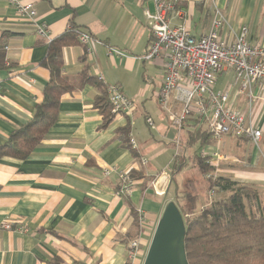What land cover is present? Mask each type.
<instances>
[{"label":"crops","instance_id":"obj_1","mask_svg":"<svg viewBox=\"0 0 264 264\" xmlns=\"http://www.w3.org/2000/svg\"><path fill=\"white\" fill-rule=\"evenodd\" d=\"M176 1L180 6L173 25L187 20L197 38L208 33L219 11L227 21L223 36L232 40L245 27L251 43H264V0ZM31 2L35 19L21 15L10 0H0V145L32 120L43 101L50 79L44 62L53 40L77 27L102 44L94 46V57L79 40L65 47L63 75L75 90L61 98L56 124L28 159L0 161V264H129L131 242L139 236L143 253L133 264H143L169 202L174 183L170 170L180 162L178 141L207 132L195 118L179 132L158 103L164 59L144 60L152 42L145 10L154 13L155 5L150 0ZM42 25L47 38L37 33ZM110 48L125 55L114 56ZM84 72L106 85H119L133 102L131 113L103 128L94 107L99 91L82 82ZM217 89L230 94L234 108L263 136L260 147L248 138L227 136L202 151L217 176L254 185L264 207V92L259 84L253 86L250 102L248 93H239L231 70L221 74ZM124 128L128 133L122 137L118 131ZM130 137L137 144V158L126 142ZM108 167L141 174L130 196H118V175L103 176ZM138 211L145 214L143 225L135 217Z\"/></svg>","mask_w":264,"mask_h":264},{"label":"built area","instance_id":"obj_2","mask_svg":"<svg viewBox=\"0 0 264 264\" xmlns=\"http://www.w3.org/2000/svg\"><path fill=\"white\" fill-rule=\"evenodd\" d=\"M10 1L21 15L36 18L37 12L31 0ZM150 1L155 5V12L150 13L146 9L145 14L151 28L152 42L144 60L164 59L165 76L157 99L172 127L180 132L189 119L195 118L205 126L215 142L227 136L248 138L255 146L260 147L262 131L255 128L244 113L234 108L230 94L217 89V81L223 72L233 71L239 93H248L252 102L253 86L259 84L261 92H264V43H251L245 27L232 40L223 36L221 30L227 21L219 11L215 12L208 33L197 38L191 33L187 20L173 25L172 18L178 14L175 1ZM37 33L40 37L47 38V26H39ZM77 38L85 47V53L92 57L95 55L94 46L102 44L81 30L77 31ZM110 53L118 57L125 55L114 48H110ZM107 92L115 117L131 113L133 102L123 94L119 85H109ZM147 124L155 129L152 119H148ZM129 144L133 150H137L132 137L129 138ZM141 164L146 165L147 161L142 159ZM132 171L123 172L115 167H108L102 172L104 177L116 173L119 178L118 196L128 197L136 186V181L131 178ZM156 194L164 196L165 192L158 191ZM137 214L139 225H143L146 222L144 212L138 211ZM4 228L12 229V226L6 224ZM141 253L143 250L139 236L131 242L129 264H133Z\"/></svg>","mask_w":264,"mask_h":264},{"label":"trees","instance_id":"obj_3","mask_svg":"<svg viewBox=\"0 0 264 264\" xmlns=\"http://www.w3.org/2000/svg\"><path fill=\"white\" fill-rule=\"evenodd\" d=\"M171 1H175L178 10L180 3ZM78 30L77 27H70L49 44L44 66L50 73V79L44 90L43 101L36 106L32 120L14 131L8 141L0 145V161L4 158L28 159L56 124L61 98L75 90L74 84L63 75V51L65 47L76 44ZM82 82L93 84L98 89L94 107L102 117V127H108L115 118L107 92L109 85L99 76H88L86 72ZM118 132L123 137L128 129ZM211 139V135L205 133L189 137L190 144L200 147L194 161L204 175L215 171L211 158L201 152L213 143ZM126 142L129 145V140ZM133 151L135 158L139 157L137 151ZM174 170L173 174L181 172L183 165L174 166ZM140 175L135 170L131 172V178L135 181L141 179ZM208 185L209 193L215 192L221 196L202 210L198 208L200 195L175 190L174 202L186 224L185 247L189 264H264V207L259 191L254 185L225 176L209 177ZM135 217L138 219L137 212Z\"/></svg>","mask_w":264,"mask_h":264},{"label":"water","instance_id":"obj_4","mask_svg":"<svg viewBox=\"0 0 264 264\" xmlns=\"http://www.w3.org/2000/svg\"><path fill=\"white\" fill-rule=\"evenodd\" d=\"M186 224L181 210L170 201L159 219L143 264H189Z\"/></svg>","mask_w":264,"mask_h":264},{"label":"rangeland","instance_id":"obj_5","mask_svg":"<svg viewBox=\"0 0 264 264\" xmlns=\"http://www.w3.org/2000/svg\"><path fill=\"white\" fill-rule=\"evenodd\" d=\"M220 78H221V74L218 76V80H220ZM201 133H205L206 135L208 134L207 132L199 131L196 135L195 133L193 135L200 136ZM189 137L190 136H188V138H186L185 140L182 137V139L180 138L178 141L180 144L179 147H182L181 150L179 151L180 152L179 164L183 165V170L179 173L173 174L175 170L173 167H171L170 172L171 174H173L174 183L172 186L171 194L168 196V199L169 202L174 201L175 190L177 189L178 191H182L184 193L200 195L201 199L198 203V208H200L203 205L206 207L207 205L210 204L211 201L215 200V198H219L221 196L215 192L209 193L208 191L209 177L214 176L215 178V176H217L218 173H216L217 171L216 168L215 171L212 172L209 171L205 175L200 173L199 169L195 165L196 162L194 161L196 158V153H198L200 147L199 145L193 146L192 144H190ZM201 152L203 153V151ZM182 201L183 200H181V202ZM188 207L189 206H187V208ZM199 210H201V208Z\"/></svg>","mask_w":264,"mask_h":264}]
</instances>
